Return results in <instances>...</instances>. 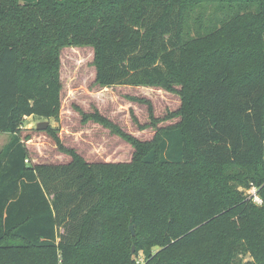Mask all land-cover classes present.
I'll return each mask as SVG.
<instances>
[{"label":"trees","instance_id":"1","mask_svg":"<svg viewBox=\"0 0 264 264\" xmlns=\"http://www.w3.org/2000/svg\"><path fill=\"white\" fill-rule=\"evenodd\" d=\"M205 3L227 15L187 25ZM85 41L103 86L183 83L182 120L129 163L28 164ZM0 132V264H264V191L233 184L264 183V0H0Z\"/></svg>","mask_w":264,"mask_h":264},{"label":"rangeland","instance_id":"2","mask_svg":"<svg viewBox=\"0 0 264 264\" xmlns=\"http://www.w3.org/2000/svg\"><path fill=\"white\" fill-rule=\"evenodd\" d=\"M216 15L225 16L227 10L217 12L215 4L205 3L191 10L186 23H196L199 17L198 20L207 25ZM59 60L62 88L58 113L50 118L26 116L19 127L18 134L30 150L28 164L68 163L76 156L89 163H129L136 154L134 139L146 143L154 141L161 128L182 120V116L176 114L185 105L186 87L181 82L169 86H103L96 79L95 46L86 41L63 45ZM46 121L48 127L38 129V124ZM12 136L11 132H0V151ZM245 171L250 174L253 169ZM233 184L247 199L256 192L263 204L264 183L250 187L237 181ZM133 230L135 234V228ZM134 257L137 264L146 261L142 251ZM244 259L248 260L249 256Z\"/></svg>","mask_w":264,"mask_h":264},{"label":"water","instance_id":"3","mask_svg":"<svg viewBox=\"0 0 264 264\" xmlns=\"http://www.w3.org/2000/svg\"><path fill=\"white\" fill-rule=\"evenodd\" d=\"M37 127H38V129L44 130V129H46L48 127V122L47 121L46 122H41V123L38 124ZM133 229H134L133 226H131V230L134 233Z\"/></svg>","mask_w":264,"mask_h":264},{"label":"built area","instance_id":"4","mask_svg":"<svg viewBox=\"0 0 264 264\" xmlns=\"http://www.w3.org/2000/svg\"><path fill=\"white\" fill-rule=\"evenodd\" d=\"M253 198V200L256 202V203H262V200L260 198V196L256 193V192H253L252 194H250Z\"/></svg>","mask_w":264,"mask_h":264}]
</instances>
